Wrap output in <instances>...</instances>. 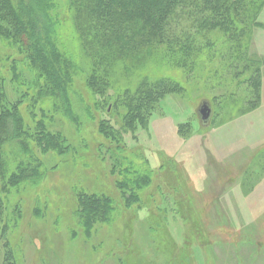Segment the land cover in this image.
I'll use <instances>...</instances> for the list:
<instances>
[{"label":"rangeland","instance_id":"1","mask_svg":"<svg viewBox=\"0 0 264 264\" xmlns=\"http://www.w3.org/2000/svg\"><path fill=\"white\" fill-rule=\"evenodd\" d=\"M254 22L245 43L247 59L261 63L260 87L253 83L245 55L240 64L233 63L236 54L230 51L231 64L222 67L219 52L212 63L205 58L190 68L153 70L156 77L177 82L134 125H125L129 109L112 87L98 97L102 107L82 129L60 115L48 121V129L64 134L79 149L65 160L38 151L46 177L33 193L10 200L21 201L22 222L18 228L11 222L3 228L0 222V264H172V257L173 264H264V193L258 190L264 185V6ZM171 23L169 34L180 36L192 26L188 16ZM218 41L225 43L224 38ZM12 51L0 45V69L8 80ZM76 86L88 98L83 78H77ZM17 90L7 85L11 99ZM203 102L213 111L206 126L198 112ZM29 104L24 98L21 110L27 121L32 120ZM100 121L121 136L126 157L136 156L143 165L147 160L154 170L152 185L132 207L123 202L117 183L121 176L113 170L116 148L100 132ZM82 190L112 197L120 213L90 239L81 235L73 217ZM163 194L179 200L188 224L177 217L166 221V228L160 224ZM38 206L42 215L36 213ZM76 229L79 236L72 241ZM132 238L138 253L128 258Z\"/></svg>","mask_w":264,"mask_h":264},{"label":"trees","instance_id":"2","mask_svg":"<svg viewBox=\"0 0 264 264\" xmlns=\"http://www.w3.org/2000/svg\"><path fill=\"white\" fill-rule=\"evenodd\" d=\"M263 6L264 0H0V45L13 50L7 57L10 80L0 69L3 228L8 222L18 228L22 222L21 201L12 204L10 200L33 193L46 177L38 151L44 156L52 152L65 160L79 149L64 134L48 129L47 122L54 116L66 118L80 130L95 119V111L102 107L98 97L112 87L122 94L121 103L129 109L125 125H134L144 110L153 109V100L173 90L177 82L166 76L156 77L153 70L163 66L190 68L205 58L212 63L219 52L223 55L222 67L231 64L230 51L236 54L233 63L240 64L245 55L253 71V83L260 87L261 63L247 59L246 43ZM186 16L192 26L184 28V35L169 34L171 21ZM219 38L225 43L218 45ZM77 78L84 79L88 98L77 88ZM8 84L18 88L13 99L8 96ZM24 98L30 103L31 121L21 110ZM99 127L116 148L112 152L116 157L113 170L121 176L117 183L125 206L139 204L140 192L152 185L153 168L147 166V160L143 165L136 162V156L126 157L123 139L108 124L100 121ZM164 195L165 215L159 217L160 224L166 228V221L176 217L187 223L179 200ZM36 213L42 215L40 206ZM119 216L112 197L78 192L74 223L86 239L99 226L112 225ZM154 229L152 225L150 230ZM78 232L71 230L72 241ZM134 243L133 239L128 258L138 253ZM174 260L172 257L169 263Z\"/></svg>","mask_w":264,"mask_h":264},{"label":"water","instance_id":"3","mask_svg":"<svg viewBox=\"0 0 264 264\" xmlns=\"http://www.w3.org/2000/svg\"><path fill=\"white\" fill-rule=\"evenodd\" d=\"M199 116L201 118L202 124L206 126L212 117V108L210 103L203 102L199 108Z\"/></svg>","mask_w":264,"mask_h":264},{"label":"crops","instance_id":"4","mask_svg":"<svg viewBox=\"0 0 264 264\" xmlns=\"http://www.w3.org/2000/svg\"><path fill=\"white\" fill-rule=\"evenodd\" d=\"M263 97H264V93H263ZM258 190H259V192H263L264 193V185L259 186Z\"/></svg>","mask_w":264,"mask_h":264}]
</instances>
